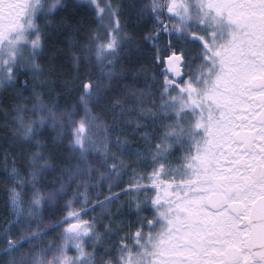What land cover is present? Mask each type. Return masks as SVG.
Masks as SVG:
<instances>
[{
  "label": "snow or ice",
  "instance_id": "1",
  "mask_svg": "<svg viewBox=\"0 0 264 264\" xmlns=\"http://www.w3.org/2000/svg\"><path fill=\"white\" fill-rule=\"evenodd\" d=\"M0 264H264V0H0Z\"/></svg>",
  "mask_w": 264,
  "mask_h": 264
},
{
  "label": "trees",
  "instance_id": "2",
  "mask_svg": "<svg viewBox=\"0 0 264 264\" xmlns=\"http://www.w3.org/2000/svg\"><path fill=\"white\" fill-rule=\"evenodd\" d=\"M3 198V193L2 192H0V199H2Z\"/></svg>",
  "mask_w": 264,
  "mask_h": 264
}]
</instances>
